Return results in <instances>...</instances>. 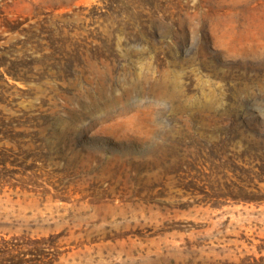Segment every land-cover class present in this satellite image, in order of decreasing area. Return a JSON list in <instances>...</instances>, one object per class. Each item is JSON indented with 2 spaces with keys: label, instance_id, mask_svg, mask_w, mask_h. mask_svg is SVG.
Wrapping results in <instances>:
<instances>
[{
  "label": "rangeland",
  "instance_id": "374dc122",
  "mask_svg": "<svg viewBox=\"0 0 264 264\" xmlns=\"http://www.w3.org/2000/svg\"><path fill=\"white\" fill-rule=\"evenodd\" d=\"M0 236L264 264V0H0Z\"/></svg>",
  "mask_w": 264,
  "mask_h": 264
},
{
  "label": "trees",
  "instance_id": "16d2710c",
  "mask_svg": "<svg viewBox=\"0 0 264 264\" xmlns=\"http://www.w3.org/2000/svg\"><path fill=\"white\" fill-rule=\"evenodd\" d=\"M45 237L28 238L20 241L0 236V264H47L45 260L48 246Z\"/></svg>",
  "mask_w": 264,
  "mask_h": 264
}]
</instances>
